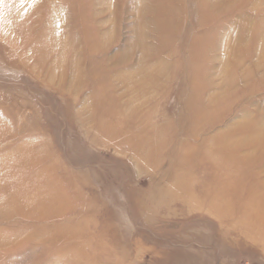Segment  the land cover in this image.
Segmentation results:
<instances>
[{"label":"rangeland","instance_id":"rangeland-1","mask_svg":"<svg viewBox=\"0 0 264 264\" xmlns=\"http://www.w3.org/2000/svg\"><path fill=\"white\" fill-rule=\"evenodd\" d=\"M0 234V264H264V0H0Z\"/></svg>","mask_w":264,"mask_h":264},{"label":"bare ground","instance_id":"bare-ground-1","mask_svg":"<svg viewBox=\"0 0 264 264\" xmlns=\"http://www.w3.org/2000/svg\"><path fill=\"white\" fill-rule=\"evenodd\" d=\"M14 236V235H13ZM11 235H3V234H0V243H4L6 240L8 239H11ZM6 238V239H5ZM13 238V237H12Z\"/></svg>","mask_w":264,"mask_h":264}]
</instances>
